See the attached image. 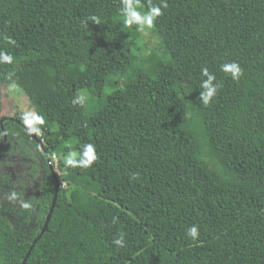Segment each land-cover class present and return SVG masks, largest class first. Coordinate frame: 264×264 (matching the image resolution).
Masks as SVG:
<instances>
[{"label": "trees", "instance_id": "trees-1", "mask_svg": "<svg viewBox=\"0 0 264 264\" xmlns=\"http://www.w3.org/2000/svg\"><path fill=\"white\" fill-rule=\"evenodd\" d=\"M138 3L145 13L161 0ZM166 3L153 25L166 57L140 62L121 0H0V52L13 57L0 62V109L2 87L17 84L43 119L0 116V159L16 135L43 176L26 195L0 170V264L29 252L26 264H264V0ZM231 62L238 81L221 71ZM204 67L222 85L208 106ZM86 144L92 166L66 167Z\"/></svg>", "mask_w": 264, "mask_h": 264}, {"label": "rangeland", "instance_id": "rangeland-1", "mask_svg": "<svg viewBox=\"0 0 264 264\" xmlns=\"http://www.w3.org/2000/svg\"><path fill=\"white\" fill-rule=\"evenodd\" d=\"M128 36L136 39L137 49L135 50L139 56V61L142 62L144 59H148L150 55L156 53L162 57H166L164 54V47L162 45L161 38L155 33L153 27L145 28L144 31H137L136 26L133 25L129 27ZM2 106L0 109V116H10L14 117L15 115L25 116V114H32L31 119L37 117V112L34 104L31 102L29 96L26 92L19 87L17 84H5L2 87ZM82 97L86 100L90 99L89 94L83 90ZM97 107V103L89 105L88 108ZM36 136L40 137L42 135L41 130L35 132ZM18 136L12 138V142L7 146L8 156L6 158L0 159V170L13 171L14 177L22 180L25 184L26 195H31V193L39 194L41 191L40 181L42 179L41 170L38 172V175L34 178L33 174L30 171V168L34 164H38L39 169L42 168V159L31 146V151L25 149L19 140ZM43 142V140H41ZM30 145V143H28ZM76 153V151H74ZM73 153V152H72ZM69 154L65 155L67 157ZM59 161V155H54V169L57 172V175H60L61 172L57 170ZM64 181V180H63ZM66 186L67 181L61 182Z\"/></svg>", "mask_w": 264, "mask_h": 264}, {"label": "clouds", "instance_id": "clouds-1", "mask_svg": "<svg viewBox=\"0 0 264 264\" xmlns=\"http://www.w3.org/2000/svg\"><path fill=\"white\" fill-rule=\"evenodd\" d=\"M168 7L166 0H161L160 6L149 5L148 11L142 13L138 10L139 3L138 0H121V8L120 14L123 17V23L125 26H136L137 31H144L145 28H151L154 25L155 20L162 15V8L166 9ZM92 23L100 24V18L97 16H92L89 18ZM14 43V41H11ZM0 62L12 64L13 57L5 52H0ZM221 71L226 74H230L231 79L239 80L240 76L243 74V69L236 62L225 63L221 65ZM201 83L200 88L202 91L200 92V101L204 106H208L211 104L213 99L216 97L218 90L222 86L219 82H217V77L211 73L207 67L201 68ZM82 99V98H81ZM32 114H25L23 117V121L29 127L33 124V119L30 118ZM39 121V123H43L42 118H35ZM56 155V154H55ZM97 159L95 146L92 144H86L83 146L82 155L73 152L69 153L67 157H65V166L66 167H81V168H89ZM57 175V172H56ZM65 181V180H64ZM63 180L61 182H64ZM63 186L64 183H61ZM67 184V183H66ZM17 199V194L15 192L11 193L8 196L9 201H14ZM21 206L24 209H28L30 204L27 202H22ZM116 217H113V223L117 222ZM186 235L193 242L198 240L199 237V227L197 225H192L190 228L186 230ZM113 244L117 248L124 247L126 244L125 234L123 232L120 233L119 237L113 241Z\"/></svg>", "mask_w": 264, "mask_h": 264}, {"label": "water", "instance_id": "water-1", "mask_svg": "<svg viewBox=\"0 0 264 264\" xmlns=\"http://www.w3.org/2000/svg\"><path fill=\"white\" fill-rule=\"evenodd\" d=\"M6 119H13V118L10 117V116H4V117H2V119H1V123L3 124V121L6 120ZM3 131H4V133H5V140H4L2 143H6L8 137H7V134H6V130H5V128H3ZM39 143H40L41 145H43V142L40 141V140H39ZM45 152H46V155H47V157H48V161H49V163H50V167H51V169H52L54 175L56 176V172H55V169H54V165H53V163H52V160H51V158H50V156L48 155V153H47L46 150H45ZM59 188H60L59 180H56V191H55V197H54V200H53V205H52V207H51L50 213L48 214L47 221H46V224H45V226H44V229H47V227H48V223H49V221H50V219H51V216H52V213H53L54 207H55V205H56L57 194H58ZM29 255H30V252L28 253V256H29ZM28 256L25 257V259H24V261H23V264H26L27 259H28Z\"/></svg>", "mask_w": 264, "mask_h": 264}]
</instances>
